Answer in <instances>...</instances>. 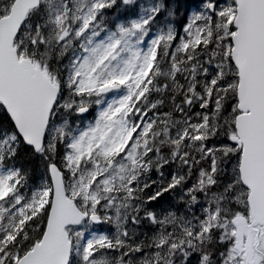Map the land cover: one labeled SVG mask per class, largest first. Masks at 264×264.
Masks as SVG:
<instances>
[{
	"label": "snow or ice",
	"instance_id": "obj_1",
	"mask_svg": "<svg viewBox=\"0 0 264 264\" xmlns=\"http://www.w3.org/2000/svg\"><path fill=\"white\" fill-rule=\"evenodd\" d=\"M0 264H264V0H0Z\"/></svg>",
	"mask_w": 264,
	"mask_h": 264
}]
</instances>
